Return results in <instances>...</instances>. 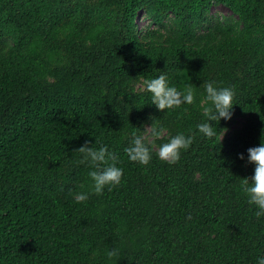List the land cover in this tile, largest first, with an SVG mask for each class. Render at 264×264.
<instances>
[{
  "label": "trees",
  "instance_id": "16d2710c",
  "mask_svg": "<svg viewBox=\"0 0 264 264\" xmlns=\"http://www.w3.org/2000/svg\"><path fill=\"white\" fill-rule=\"evenodd\" d=\"M161 72L192 83L194 103L151 104L143 81ZM205 80L235 93L212 139L196 134ZM262 129L264 0H0V264H257L264 217L241 185ZM189 130L179 160L156 156ZM133 131L153 147L147 165L123 151ZM95 140L122 180L77 202L91 187L78 148Z\"/></svg>",
  "mask_w": 264,
  "mask_h": 264
},
{
  "label": "clouds",
  "instance_id": "9594fccd",
  "mask_svg": "<svg viewBox=\"0 0 264 264\" xmlns=\"http://www.w3.org/2000/svg\"><path fill=\"white\" fill-rule=\"evenodd\" d=\"M147 91L151 93V104H154L159 110L170 111L182 105H191L195 100V90L192 83L184 84L182 89L169 83L167 73L161 72L159 75L146 78L143 81ZM204 95L199 100L200 111L204 119L196 124L198 130L196 134L202 135L207 139L217 136L213 121L231 119L233 113L234 90L228 86H218L216 81L205 80L202 82ZM151 136L159 138L164 133L163 127H157L154 123L150 127ZM226 129V128H224ZM227 129L224 131L223 139ZM195 138V134L189 130V133L177 131L170 136L168 140L159 145L156 156L166 162L174 163L179 160L181 151L188 149ZM91 141H86L84 145L78 148L82 154L80 162L89 165L88 176L91 178V187L88 192H76L73 194L77 202L85 201L90 193L102 194L105 188L111 189L121 183L123 168L118 166L119 155L111 151L106 144L95 147ZM130 161L147 165L152 159L153 147L146 142L145 136L136 131L131 133L127 145L123 149ZM241 159H245V154H239ZM247 162L254 163V174L251 178H244L242 181V191L246 195L249 205L255 206V216L264 217V129H262L261 143L257 146L247 149ZM118 254L115 248L106 252L108 257ZM257 264H264V255L257 256Z\"/></svg>",
  "mask_w": 264,
  "mask_h": 264
},
{
  "label": "rangeland",
  "instance_id": "374dc122",
  "mask_svg": "<svg viewBox=\"0 0 264 264\" xmlns=\"http://www.w3.org/2000/svg\"><path fill=\"white\" fill-rule=\"evenodd\" d=\"M213 13H217L220 15H231V11L229 8H227L225 5L222 4H216L213 6ZM139 21L141 26L147 25V20L145 19V16L143 12L139 15ZM245 122V118L238 116L236 117L232 123L230 124L229 128L227 129L225 136L231 135L236 129H240Z\"/></svg>",
  "mask_w": 264,
  "mask_h": 264
}]
</instances>
